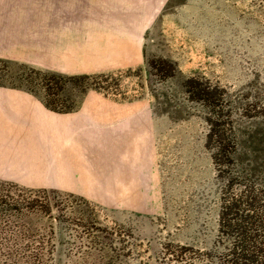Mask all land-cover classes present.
<instances>
[{"label":"rangeland","instance_id":"obj_1","mask_svg":"<svg viewBox=\"0 0 264 264\" xmlns=\"http://www.w3.org/2000/svg\"><path fill=\"white\" fill-rule=\"evenodd\" d=\"M45 3L60 14L55 68L94 76L63 97L71 112L138 123L89 127L56 178L46 154L41 176L0 178V193L35 202L25 235L60 264H206L224 203L264 204V0H0V83L31 89L33 68L50 70L21 59ZM66 13L102 16L85 36L105 49L65 34Z\"/></svg>","mask_w":264,"mask_h":264},{"label":"crops","instance_id":"obj_2","mask_svg":"<svg viewBox=\"0 0 264 264\" xmlns=\"http://www.w3.org/2000/svg\"><path fill=\"white\" fill-rule=\"evenodd\" d=\"M37 7L40 19L34 24L38 34L34 37L36 44L27 48L25 55L21 56L24 57L21 58L24 60L22 62L66 74H90L89 71L66 72L55 68L60 56L56 46L60 33L59 10L52 3ZM49 7L50 15L46 10ZM66 14L67 21L62 26L65 34H83L82 48L105 49L99 38L89 37L87 40L85 36L97 34L107 25L102 21V16L82 14L76 20L73 14ZM114 24L116 23L113 21L112 25ZM65 39L68 40L67 37ZM107 47L109 51L115 50L114 45ZM123 113H108L97 106L85 105L76 113H59L44 106L37 96L27 90L0 86V178L41 176L44 154L49 157L51 178H56L59 170L64 171V168L69 167L68 163L74 162L76 155L80 157L85 153L82 148L76 150L73 143L76 136L83 141L85 130L89 127L95 130L98 127L112 130L123 126L132 127L138 123L137 111Z\"/></svg>","mask_w":264,"mask_h":264},{"label":"trees","instance_id":"obj_3","mask_svg":"<svg viewBox=\"0 0 264 264\" xmlns=\"http://www.w3.org/2000/svg\"><path fill=\"white\" fill-rule=\"evenodd\" d=\"M33 72L41 77L30 81H37L32 90L2 83L0 86L32 93L33 88L41 87L45 105L57 112L73 111L74 104H69L71 99L63 97L85 90L89 86L86 84L94 78L93 74L87 73L66 74L34 68ZM259 203L260 199L253 194L246 195L242 204L224 203L219 236L206 253V264H264V204ZM34 204L31 200L0 193V264H60L57 258L49 259L44 253L46 242L26 236L24 225L20 224L37 208ZM49 204H52L51 200Z\"/></svg>","mask_w":264,"mask_h":264}]
</instances>
